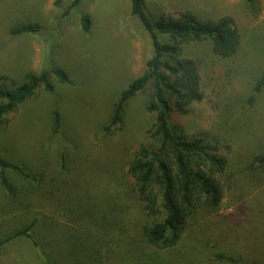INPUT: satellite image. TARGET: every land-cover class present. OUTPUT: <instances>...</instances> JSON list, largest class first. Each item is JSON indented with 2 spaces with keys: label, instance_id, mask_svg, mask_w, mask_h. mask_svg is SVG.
<instances>
[{
  "label": "rangeland",
  "instance_id": "obj_1",
  "mask_svg": "<svg viewBox=\"0 0 264 264\" xmlns=\"http://www.w3.org/2000/svg\"><path fill=\"white\" fill-rule=\"evenodd\" d=\"M72 2L0 0V77L7 88L22 84L29 71L58 68L71 80L51 77L53 93L40 87L0 127V155L44 183L40 195L33 190L38 184L15 183L21 190L17 200L0 183V240L23 228L26 215H35L46 240L62 253L74 236L90 246L101 243L97 264H232L219 254L264 264V166L252 165L264 152V86L253 91L264 70V0H145L149 13L190 10L207 20L230 16L241 38L230 59L214 55L207 41L182 46L181 56L197 65L204 99L172 118L188 137L221 147L227 160L219 178L223 198L216 212L200 210L188 221L173 249H147L145 257H140L146 248L141 228L147 218L128 165L140 146L150 144L147 92L126 103L120 126L105 128L122 91L145 71L151 41L131 15L129 0H81L69 10ZM85 14L91 20L88 33L80 28ZM35 22L41 25L36 34L9 33ZM27 203L31 212L24 209ZM44 227L59 230L49 238ZM0 264L44 263L20 237L0 248Z\"/></svg>",
  "mask_w": 264,
  "mask_h": 264
},
{
  "label": "trees",
  "instance_id": "obj_2",
  "mask_svg": "<svg viewBox=\"0 0 264 264\" xmlns=\"http://www.w3.org/2000/svg\"><path fill=\"white\" fill-rule=\"evenodd\" d=\"M80 1L73 0L69 10ZM246 1L250 4L254 2ZM129 2L131 15L137 18L150 38L153 55L147 60L142 75L132 80L114 103L110 122L105 129L120 126L126 103L138 93L147 92L145 111L153 117L147 130L150 144L140 146L128 165L133 192L147 218L141 228L146 248L140 249V257H145L150 252L147 249H173L179 243L188 221L200 210L209 214L216 212L223 198V185L219 178L227 168V160L221 147L206 142L204 138L188 137L183 125L172 118V114H184L192 103L204 99L197 65L192 59L181 56L182 46L207 41L214 55L220 59H230L237 53L241 38L236 22L230 16L207 20L199 18L190 10L178 11L173 15L155 9L149 13L145 0ZM90 25V17L82 15V32L88 33ZM40 29L41 25L37 22L24 23L12 27L9 33L12 36L36 34ZM163 39L167 41L163 42ZM51 77L62 83H71L67 73L58 68L39 74L26 72L25 81L11 89L5 85V78L0 77V127L5 117L33 98L40 87L53 93ZM263 86L264 70L255 80L254 93H259ZM54 124L55 131H58L57 112ZM254 164L264 166V152L253 159ZM10 172L14 173V177L10 176ZM21 180L27 181L25 183L29 186L38 184L33 185V190L39 195L43 192L42 177L39 180L24 165L12 163L0 155V183L6 193L16 200L21 190L15 183ZM30 205L27 203L24 207L27 212L32 211ZM26 216L29 222L1 239L0 248L11 240L24 237L30 241L35 254L44 264H97L100 248L96 245L101 243L90 246L82 238L74 236V242L62 253L60 247L52 246L51 241L44 237V231L37 226L39 217ZM53 227H44L48 237L59 230ZM66 230L72 231L70 228ZM104 235L107 236V233ZM97 242H100V238ZM217 257L232 264H248L233 256L219 254Z\"/></svg>",
  "mask_w": 264,
  "mask_h": 264
}]
</instances>
